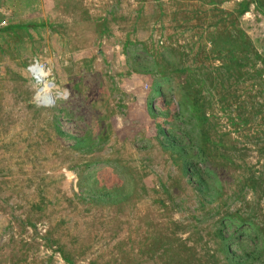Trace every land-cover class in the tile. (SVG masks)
Masks as SVG:
<instances>
[{"label":"rangeland","instance_id":"374dc122","mask_svg":"<svg viewBox=\"0 0 264 264\" xmlns=\"http://www.w3.org/2000/svg\"><path fill=\"white\" fill-rule=\"evenodd\" d=\"M242 1L0 0V264H264V0Z\"/></svg>","mask_w":264,"mask_h":264},{"label":"built area","instance_id":"2783aa9c","mask_svg":"<svg viewBox=\"0 0 264 264\" xmlns=\"http://www.w3.org/2000/svg\"><path fill=\"white\" fill-rule=\"evenodd\" d=\"M34 68H37L40 72H44V75L42 76V79H39L36 72L34 71ZM27 69L29 73L31 74V77L36 82V89H35V95L34 98L37 101V103H40L42 105H51L55 102V99L62 96V92L59 90L52 91V86L49 79L48 72L45 68V64L37 57H34L32 61L27 65ZM45 90L50 95V99H47L46 96H44Z\"/></svg>","mask_w":264,"mask_h":264},{"label":"trees","instance_id":"16d2710c","mask_svg":"<svg viewBox=\"0 0 264 264\" xmlns=\"http://www.w3.org/2000/svg\"><path fill=\"white\" fill-rule=\"evenodd\" d=\"M242 5H243V7L240 10L244 11L248 7V4L246 1L243 0ZM249 259H250V257L248 255H245V257L242 260H239L238 264H247Z\"/></svg>","mask_w":264,"mask_h":264},{"label":"bare ground","instance_id":"6f19581e","mask_svg":"<svg viewBox=\"0 0 264 264\" xmlns=\"http://www.w3.org/2000/svg\"><path fill=\"white\" fill-rule=\"evenodd\" d=\"M34 71L36 72L39 79H41L42 76L44 75V72H40L37 68H34ZM46 98L49 99L48 97Z\"/></svg>","mask_w":264,"mask_h":264}]
</instances>
